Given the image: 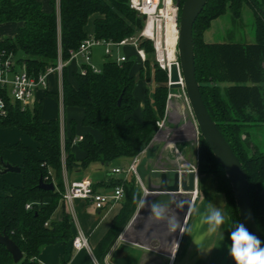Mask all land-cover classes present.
Here are the masks:
<instances>
[{
    "label": "trees",
    "instance_id": "1",
    "mask_svg": "<svg viewBox=\"0 0 264 264\" xmlns=\"http://www.w3.org/2000/svg\"><path fill=\"white\" fill-rule=\"evenodd\" d=\"M184 0L181 1L180 8ZM51 11L39 0H0V25L18 23L13 38L0 41V54H12L17 65L25 66L29 75L38 77L55 67L59 58L69 61L70 53L90 37L119 43L136 37L144 26L140 17L129 6V0H49ZM249 7L255 19V42L207 43L205 33L212 22L226 15L242 17ZM94 17L93 33L87 32ZM196 78L208 112L220 132L242 163L250 188L252 209L264 241V149L252 130L264 131V0H208L198 16L193 30ZM140 49L146 53L142 62L138 56L118 63L107 59L95 72L83 65L85 73L77 71L71 81L67 66L63 69V107L78 108L83 112L81 125L97 131L96 141L87 133L77 142L84 153L78 160L72 151L77 123L69 122L70 137H63L60 119L43 121V104L35 103L22 109L8 103L7 116L0 119V127H14L26 133L37 145L35 151L23 143L11 146L23 154L20 174L23 184H4L0 196V233H5L20 248L24 257L17 264H40L42 250L73 239L69 215L53 220L65 189L64 172L87 169L92 164L109 166L120 159L138 157L153 141L167 108L168 77L154 58L150 41H142ZM135 62L139 71L134 72ZM153 78L154 87L146 89L142 122L134 117L138 101L134 96L137 83ZM59 101V94H51ZM121 98V103L118 101ZM200 174L214 176L218 191L226 195L225 214L229 230L240 223L229 181L211 150L200 137L198 146ZM54 183V191L38 188L40 179ZM127 181L120 179L113 186H122L130 202L124 206L117 223L103 239V251L95 253L101 262L103 254L125 225L136 192L129 194ZM30 204V209L26 205ZM69 258L64 260L67 264ZM0 264H15L9 251L0 244ZM232 264H235L232 259Z\"/></svg>",
    "mask_w": 264,
    "mask_h": 264
},
{
    "label": "crops",
    "instance_id": "2",
    "mask_svg": "<svg viewBox=\"0 0 264 264\" xmlns=\"http://www.w3.org/2000/svg\"><path fill=\"white\" fill-rule=\"evenodd\" d=\"M39 1L43 3L45 11H51L49 0ZM20 26L18 23L0 25V41L13 38ZM93 30L94 26L87 32L91 35ZM125 57L131 58L128 55ZM93 62L97 64L95 61ZM82 63L83 60L80 58L68 63L67 68L71 81H73L72 74L82 70ZM137 64L140 66L138 62ZM141 81L144 83L139 86L141 97H137L136 88L134 90V96L138 101L134 117L138 122H142L145 93L146 89L149 88V83L145 79L139 82ZM57 89L58 75L51 73L47 77V87L38 88L34 92V104L40 102L43 104V121L58 119L56 114L52 112V99L54 98L51 97V94L58 93ZM57 102L59 103V101ZM67 110L73 111L71 117L67 118ZM78 110L81 111V114L77 120L75 116L78 114ZM63 116L62 134L64 138L71 135L69 122L73 120L77 123L72 151L76 158L81 160L84 153L77 147L79 138L90 133L96 141H99L101 136L97 131L81 125L83 118L81 109L66 108L63 110ZM162 121L163 125L158 129L152 143L137 157V175L114 173L115 169L127 170L135 158L120 159L107 166L106 169L103 166L99 170L101 171L100 176L96 181H92L91 176L94 172L95 174L99 172L97 166L93 169L94 172H90V166L83 170L76 169L64 172L65 185L91 180L97 193L111 195L115 189L113 184L123 179L127 181L129 194L136 192L137 197L131 205L129 217L118 236L103 254L101 262L96 259L95 253L103 251V239L117 223L124 206L131 201L130 195L126 191L121 201L106 205L103 209H97L94 203L83 199H76L73 202L76 219L81 230L87 236L93 256L99 264H223L221 258L224 257L220 248L228 234L225 214L226 199L222 193L217 191L214 176L200 174L198 170L199 137L196 133L197 128L190 108L184 101L174 100L173 104L166 110ZM19 142L35 151L38 150V145L23 131L14 127H0V196L5 194L4 184L6 182L14 186L23 184V176L20 173H2L3 164L17 167L23 164V154L10 148ZM195 167H197L196 193L189 207L184 228L179 233L176 220L187 207L188 197L177 198L171 208H162L163 215L157 217L153 212L152 199L148 198L144 201L145 194L139 179L144 187L147 186L149 180L154 185H158L162 172L170 173L172 169L189 172ZM168 177L171 181L172 173L168 174ZM210 205L222 210L225 217L224 224L215 233L208 232V225L202 222V217L207 213ZM64 214L69 215V209L66 203L61 201L52 218L53 220H60ZM72 232L74 239L76 230L73 224ZM73 239L67 243H57L45 247L38 257L39 263L63 264L64 260L69 258L67 264H94L87 251L74 250Z\"/></svg>",
    "mask_w": 264,
    "mask_h": 264
},
{
    "label": "built area",
    "instance_id": "3",
    "mask_svg": "<svg viewBox=\"0 0 264 264\" xmlns=\"http://www.w3.org/2000/svg\"><path fill=\"white\" fill-rule=\"evenodd\" d=\"M129 6L140 17L144 18V26L136 37L126 38L119 43L96 40L93 37H90L82 42L76 51L70 53L69 61L64 62L59 58L55 67L49 68L44 74H40L36 78L28 74L25 66L17 65L12 54L2 52L0 54V119L7 116L9 102L21 105L23 110L31 108L34 104V92L38 88L47 87V77L51 73H56L58 75L60 112L63 113V69L70 61L80 58L85 65H89L91 62L92 49L94 47H104L105 56L110 57L112 47L132 46L135 48L138 58L144 62L146 59V53L139 47L142 41H150L153 44L155 61L159 68L166 72L168 76L167 84L169 93L167 109L173 104L174 100H182L188 105L187 96L183 88L177 89L176 91L178 93L174 92L173 89H170L171 66L177 64L179 67L177 48L179 41L180 5L177 4L176 0H129ZM125 61H127V57L125 56L117 58L118 63ZM15 65L20 67V71H17ZM93 70L95 72L99 71L95 69ZM81 73H85V70L82 69ZM60 121L63 129L64 119H60ZM162 125L163 121L159 124V128H161ZM79 140H82V138H79ZM114 173H132L137 175V157L127 170L115 169ZM139 182L144 189V185L140 179ZM123 198L124 189L122 186L115 187L113 194L105 195L97 193L90 180H83L70 184L67 183L65 185L62 200L68 206L69 217L76 230L72 242L73 248L76 251H87L94 264L99 263L94 258L88 238L81 230L78 220L76 219L73 202L76 199H83L94 203L97 209H103L106 205L117 203ZM30 207V204L26 205V209H30ZM262 246H264V244H262Z\"/></svg>",
    "mask_w": 264,
    "mask_h": 264
},
{
    "label": "water",
    "instance_id": "4",
    "mask_svg": "<svg viewBox=\"0 0 264 264\" xmlns=\"http://www.w3.org/2000/svg\"><path fill=\"white\" fill-rule=\"evenodd\" d=\"M181 1L176 0L178 5L181 4ZM207 2L208 0H184L181 6L177 48L179 67L177 64L171 66L170 89H184L190 111L196 124V133L199 138L201 137L205 141L229 181L240 222L244 223L250 232L262 240L253 213L249 183L242 163L220 132L217 124L211 118L196 78L193 30L194 24ZM120 103L121 98L118 101V105ZM20 172V167L10 164L3 166V174ZM170 173H172L171 181L168 179V174ZM170 173L167 171L162 172L158 185H154L151 180L148 181L147 186L143 189L145 194L144 201L151 198L153 207L156 206L161 209H166L171 208L174 200L177 198L183 196L188 197L187 207L183 214L176 220L180 233L184 228L189 207L196 193L197 167L191 169L189 172L172 169ZM38 188L45 191H54L56 186L54 183H45L41 178ZM0 244L6 247L12 255L15 264L23 259L24 255L20 248L5 233H0Z\"/></svg>",
    "mask_w": 264,
    "mask_h": 264
},
{
    "label": "rangeland",
    "instance_id": "5",
    "mask_svg": "<svg viewBox=\"0 0 264 264\" xmlns=\"http://www.w3.org/2000/svg\"><path fill=\"white\" fill-rule=\"evenodd\" d=\"M93 20L94 17H92L88 23V29L90 30L92 29L93 26ZM204 41H206L207 43H254L255 42V19H254V14L252 12V10L249 7H244L243 11H242V17L239 20H235L233 19L231 12L228 10V12L226 13V15H224L223 17L216 19L212 22V25L210 27V29L205 33L204 35ZM92 60L89 64V66H91L93 69L95 70H99V68H102L103 65V61H105L107 59V57L105 56V48L98 46V47H94L92 49ZM130 56V59H134V57L137 56L136 50L134 47L132 46H127V47H112L111 48V59H116V58H120L121 56ZM93 61H95L97 64H95ZM82 65H84V62L82 63ZM17 71H20V67H18L17 65H15ZM140 66H138V64L135 62L134 68L133 70L135 72L139 71ZM168 77V76H167ZM146 80V79H145ZM149 83V87H154L155 83L153 81V78H150ZM168 83V82H167ZM143 83V81L139 82L137 87H136V94L137 97H141V92L139 89V86H141ZM167 88H168V84H167ZM139 90V91H138ZM177 90V89H176ZM176 90H174V92L178 93ZM58 91V89H57ZM168 93H169V88H168ZM182 95V94H181ZM52 112L56 114V116L59 119H63V113L60 112V104L55 101L54 99H52ZM167 102H168V96H167ZM168 105V104H167ZM189 108V105H187ZM64 110V108H63ZM167 110V108H166ZM78 114H76V119H79L80 116V110H78ZM73 111L71 110H67L66 111V115L67 118L71 117L70 115L72 114ZM74 114V113H73ZM251 134H253L254 138L257 139V142L261 144V148L264 149V131H256V130H252L250 131ZM5 164H3L4 166ZM95 166H97L99 169H97L98 171L100 170V168L102 169L103 166L99 164H92L90 166V172H94L93 169L95 168ZM121 166V164H120ZM105 169L107 166H104ZM101 171L97 172V174H92L91 179L93 180H97L98 177L100 176ZM215 178V177H214ZM216 180V189L218 191V182L217 179ZM91 181V180H90ZM219 192V191H218ZM224 195L225 199H226V195L223 192H220ZM226 201V200H225ZM227 202V201H226ZM226 204V203H225ZM226 222H227V230H228V236L230 233L229 230V226H228V220L226 218ZM227 233V232H226ZM226 235V239L224 241V243L222 244V247L220 248V252L222 253L224 258L222 259L223 264H232V257L229 255V251H228V246L230 245V240L228 239V236Z\"/></svg>",
    "mask_w": 264,
    "mask_h": 264
},
{
    "label": "clouds",
    "instance_id": "6",
    "mask_svg": "<svg viewBox=\"0 0 264 264\" xmlns=\"http://www.w3.org/2000/svg\"><path fill=\"white\" fill-rule=\"evenodd\" d=\"M153 212L157 217L163 215V210L156 206L153 207ZM202 222L208 225V232L215 233L224 224L225 217L222 210L210 205L207 213L202 217ZM228 239L230 240L229 255L235 264H264V246H262L264 241L250 232L244 223H237L230 231Z\"/></svg>",
    "mask_w": 264,
    "mask_h": 264
}]
</instances>
